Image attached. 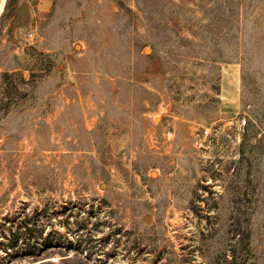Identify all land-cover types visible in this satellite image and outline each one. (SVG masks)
Returning <instances> with one entry per match:
<instances>
[{
	"label": "rangeland",
	"instance_id": "obj_1",
	"mask_svg": "<svg viewBox=\"0 0 264 264\" xmlns=\"http://www.w3.org/2000/svg\"><path fill=\"white\" fill-rule=\"evenodd\" d=\"M6 1L0 264H264V0Z\"/></svg>",
	"mask_w": 264,
	"mask_h": 264
},
{
	"label": "trees",
	"instance_id": "obj_2",
	"mask_svg": "<svg viewBox=\"0 0 264 264\" xmlns=\"http://www.w3.org/2000/svg\"><path fill=\"white\" fill-rule=\"evenodd\" d=\"M9 1H10V0H7V1H6L5 10H7V7H8V4H9ZM3 18H4V14H2V15L0 16V28L2 27V20H3ZM11 29H12V28H11ZM8 31H10V29H9Z\"/></svg>",
	"mask_w": 264,
	"mask_h": 264
},
{
	"label": "bare ground",
	"instance_id": "obj_3",
	"mask_svg": "<svg viewBox=\"0 0 264 264\" xmlns=\"http://www.w3.org/2000/svg\"><path fill=\"white\" fill-rule=\"evenodd\" d=\"M2 2V1H1ZM1 7H2V4L0 5ZM1 7H0V9H1ZM3 9V8H2ZM156 120H158L157 118H156Z\"/></svg>",
	"mask_w": 264,
	"mask_h": 264
},
{
	"label": "built area",
	"instance_id": "obj_4",
	"mask_svg": "<svg viewBox=\"0 0 264 264\" xmlns=\"http://www.w3.org/2000/svg\"><path fill=\"white\" fill-rule=\"evenodd\" d=\"M29 37H32V33L29 34Z\"/></svg>",
	"mask_w": 264,
	"mask_h": 264
}]
</instances>
